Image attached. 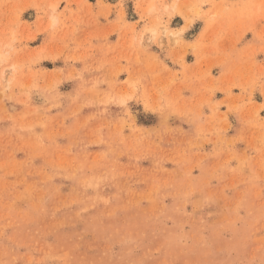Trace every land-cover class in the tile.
<instances>
[{
	"label": "rangeland",
	"instance_id": "374dc122",
	"mask_svg": "<svg viewBox=\"0 0 264 264\" xmlns=\"http://www.w3.org/2000/svg\"><path fill=\"white\" fill-rule=\"evenodd\" d=\"M0 264H264V0H0Z\"/></svg>",
	"mask_w": 264,
	"mask_h": 264
}]
</instances>
